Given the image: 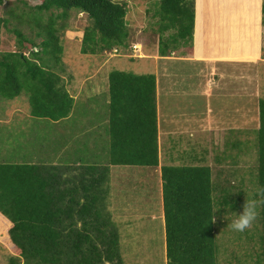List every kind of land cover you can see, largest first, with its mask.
<instances>
[{
	"label": "trees",
	"instance_id": "obj_1",
	"mask_svg": "<svg viewBox=\"0 0 264 264\" xmlns=\"http://www.w3.org/2000/svg\"><path fill=\"white\" fill-rule=\"evenodd\" d=\"M33 1L37 3L27 10L22 7L16 17L25 16L28 29H34L33 38L12 28L16 51L0 53V98L11 100L24 90L33 118L58 121L69 114L73 99L59 75L48 69L49 60L58 65L62 53L57 33L65 25H57V21H63L70 11L85 14L89 25L82 32V55L118 52L129 47L125 6L118 0ZM151 2L156 3L151 16L157 19L159 34L172 31L165 38L170 51L167 55L181 46L188 47L182 48L187 53L193 0ZM22 5L26 7V2ZM261 10L264 25V3ZM7 23L8 19H0L4 27ZM161 38H157L159 46ZM23 50H28L29 57ZM165 52L160 51L159 56H167ZM107 94L109 166L156 168L154 76L111 71ZM255 150L258 189L264 187V101L258 104ZM83 170L68 183L60 179L56 167L0 164V232L6 229V242L13 250L4 264H122L118 237L105 210L109 169L86 165ZM159 177L165 264H216L212 218L218 199L213 195L209 168L161 166ZM256 198L261 199L257 194ZM257 206L256 256L257 263L264 264V204ZM228 207L236 209L233 203Z\"/></svg>",
	"mask_w": 264,
	"mask_h": 264
},
{
	"label": "rangeland",
	"instance_id": "obj_2",
	"mask_svg": "<svg viewBox=\"0 0 264 264\" xmlns=\"http://www.w3.org/2000/svg\"><path fill=\"white\" fill-rule=\"evenodd\" d=\"M151 1H116L125 6L124 20L130 34L129 47L120 49L118 53L112 51L102 55H82L80 53L82 32L89 25V20L85 14L70 11L63 21H57V25H65L63 30L57 33L62 53L58 65L53 66L52 61L49 60L48 69L59 75L64 83L65 90L72 97V111H70L72 113L68 119L60 122V126H52V129H49L46 127V125H51L48 124L50 123L49 120L25 119L24 117L27 116L15 114V112L29 111L26 91H21L17 97L11 100L0 98V164H38L51 161H64L63 163L71 164L76 160L82 165L107 164L106 127L103 125L95 128V121L98 123L100 119V114L95 116L97 110H95V107H99L103 99V95L95 96L94 91L97 92L95 90V68L103 67L98 72L99 77L108 68L124 73L154 75L155 60L159 56V52L165 49L166 55L170 52L165 38L172 31H168L163 35L159 34L155 23L157 19L151 16L156 3ZM22 2H26V7L22 5ZM36 3L33 0H0V19H8L6 27L0 24V53L16 51L17 39L10 32L12 28L19 30L26 38H33L34 29H28L25 24V16L20 19H16V17L20 16L22 7L27 10V7H32ZM9 13H12L11 17H8ZM46 16L47 14L42 17L43 22ZM159 36L162 37L160 46L157 40ZM38 40L36 39V41ZM132 44H136V50L133 52L130 50ZM182 48L186 49L188 47H178L177 51H174L175 49L171 51L172 55L173 53L175 56L181 53L184 54ZM23 54L25 57H29L28 50H23ZM160 61L158 59V67H169L167 61L162 65H160ZM182 64L184 65V63ZM182 64L178 62L172 67H189ZM231 90L228 86L220 87V94H216L218 101L220 103L224 102V104L225 101H228L227 98L231 102L235 101H232L231 96L228 94ZM102 91L99 92L98 90L97 93L101 94ZM234 129L228 132V136L237 140V142L229 150L227 157L230 163L233 160L232 163L235 164V159L239 163V158L242 155L243 161L239 163L241 166L238 165L237 168H225L221 163L223 168L220 170L219 175L226 179L242 176V182L231 185V187L222 179L215 183L214 178L217 172L213 171L215 168H212L211 171L213 195L218 199V205L213 207L215 222L212 223L215 263L258 264L256 256V253L259 252L257 241L258 221L255 220L253 225L244 232H236L228 227L234 219L232 213L242 211L245 199L257 200L256 132L251 129L243 133V130L239 128L238 132ZM65 131H67L66 134ZM66 141L68 154L63 148ZM215 157L220 163L222 155L218 153L215 154ZM59 171L62 175L60 179L70 183L71 179L78 177L84 170L83 166L72 165L59 167ZM132 173L134 175L139 173L148 174L150 171L142 168L125 169L124 173L119 175L120 179L117 178V185L120 189L116 190L114 199H112L113 194L111 200L106 199L107 208L105 210L112 227L118 229L117 245L124 259L122 264H160L159 261L164 256V248L162 254L161 241L159 242L158 237L159 231H157L159 222H150L148 216L153 213L154 209L152 197L148 194L151 185L144 182L139 184V181H142L139 176L125 181V176H130ZM115 176L117 175L114 174L113 179L116 178ZM229 190L231 197L227 195ZM230 199L238 200L230 201ZM109 201L110 207L107 205ZM221 201H225L227 207H224L225 204ZM232 203L236 206V209L228 207ZM257 209L258 206L256 211ZM125 210L137 211L136 213L139 215L135 217L123 215ZM129 225H132L129 231L123 233L122 230H126ZM132 229H137V232ZM6 237V229L2 228L0 232V264H4L5 258L13 254L12 247L6 242ZM139 238L144 240H139Z\"/></svg>",
	"mask_w": 264,
	"mask_h": 264
},
{
	"label": "crops",
	"instance_id": "obj_3",
	"mask_svg": "<svg viewBox=\"0 0 264 264\" xmlns=\"http://www.w3.org/2000/svg\"><path fill=\"white\" fill-rule=\"evenodd\" d=\"M193 2V25L188 52L177 56L174 53L172 55L171 52L169 56H166L168 58L156 57L154 75L151 74L154 76L155 83L157 167L148 169L132 166H109L108 154L106 165H95L109 169L105 182V198L108 200H111L112 194V199H114L116 190L120 189L117 185V178L120 179L119 175L123 174L125 169L142 168L150 171L148 174L134 175L132 173L130 176H125L124 180L127 181L139 176L142 178L139 184L142 182L150 183L151 188H149L148 194L152 197L154 209L153 213L148 216L150 222H159L157 231H159L158 237L159 242L161 241L162 254L164 233L159 168L161 166L208 167L210 182H212V168H215L213 170L217 172L214 178L215 183L222 179L230 187L237 183L240 184L243 179L242 176L226 179L219 175L223 168L221 163L225 168H237L239 163L243 161L241 155L239 163L237 159H235V164L232 163L233 160L231 163L229 162L227 154L237 140L229 137L228 132L233 128L237 132L238 128L243 130V133L251 129L256 132L258 128V104L260 101H264V25L261 23V9L264 0H193ZM135 45L132 44L130 47ZM158 59L161 60L160 65L167 61L169 67H158ZM178 62L189 67H172ZM101 68L103 67L95 68V90L97 92L104 90L101 94L94 91L96 97L103 95L100 106L95 107V110L97 109L95 116L100 114L99 122L96 123L95 121V128L103 125L106 127L108 152L106 115L108 94L107 83L105 82L108 74L114 70L108 68L99 77L98 72L102 70ZM225 86L232 89L228 94L232 101H235L231 102L229 98L225 104L218 101L216 94H220V87ZM71 113L58 121L49 120L50 123L48 124L51 125H46V127L52 129V126H60V122L68 119ZM15 114L27 116L24 117L25 119L33 118L29 111L15 112ZM238 119H240L239 124ZM66 133L67 131H65ZM63 148L68 154L67 141ZM218 153L222 155L220 163L215 157V154ZM63 162L51 161L27 165L56 168L72 165L86 166L78 160L71 164ZM114 174L117 175L115 179H113ZM227 195H231L230 190ZM107 205L110 207V201ZM136 212L125 210L122 213L135 217L139 215ZM131 226L129 225L122 232H128ZM114 229L117 233V227ZM132 230L137 232V229ZM141 239L139 238V240ZM118 253L123 263L124 259L119 250ZM159 262L165 264L164 256Z\"/></svg>",
	"mask_w": 264,
	"mask_h": 264
},
{
	"label": "clouds",
	"instance_id": "obj_4",
	"mask_svg": "<svg viewBox=\"0 0 264 264\" xmlns=\"http://www.w3.org/2000/svg\"><path fill=\"white\" fill-rule=\"evenodd\" d=\"M112 52L117 53V51L115 50H112ZM257 195L261 197L259 201L255 199H245V202L242 205V211L240 213H232L234 219L228 225L231 230L236 232H244L246 229L250 228L253 225L258 216V213L256 211L257 204H264V187H260L257 189ZM212 220L213 222H215L214 218H212Z\"/></svg>",
	"mask_w": 264,
	"mask_h": 264
},
{
	"label": "built area",
	"instance_id": "obj_5",
	"mask_svg": "<svg viewBox=\"0 0 264 264\" xmlns=\"http://www.w3.org/2000/svg\"><path fill=\"white\" fill-rule=\"evenodd\" d=\"M131 50H136V46H131Z\"/></svg>",
	"mask_w": 264,
	"mask_h": 264
}]
</instances>
